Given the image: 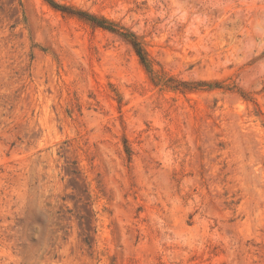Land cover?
<instances>
[{
    "label": "rangeland",
    "instance_id": "1",
    "mask_svg": "<svg viewBox=\"0 0 264 264\" xmlns=\"http://www.w3.org/2000/svg\"><path fill=\"white\" fill-rule=\"evenodd\" d=\"M53 1L0 0V264H264V0Z\"/></svg>",
    "mask_w": 264,
    "mask_h": 264
},
{
    "label": "trees",
    "instance_id": "2",
    "mask_svg": "<svg viewBox=\"0 0 264 264\" xmlns=\"http://www.w3.org/2000/svg\"><path fill=\"white\" fill-rule=\"evenodd\" d=\"M43 1L46 2L53 9H56L58 11H61L63 13H67V14H75V13H72V11L68 7H65L63 5H59V4L55 3L53 0H43ZM76 15L79 16L80 18H83L87 21L92 22L97 27L108 30V31L113 32L115 34H119V36H121L132 47L133 51L135 52V54L139 58L140 63L143 65V67H145L146 69L149 68L148 55H147L146 51L144 50V48L142 47L141 43L137 40V38L133 34L124 33L121 29H116L112 23H110L104 19L99 21L90 15H83L82 13H77ZM175 89H177V88H175ZM126 152H127V149H126ZM72 174L74 175L76 173L72 172Z\"/></svg>",
    "mask_w": 264,
    "mask_h": 264
}]
</instances>
